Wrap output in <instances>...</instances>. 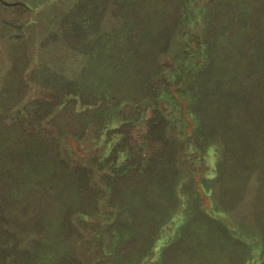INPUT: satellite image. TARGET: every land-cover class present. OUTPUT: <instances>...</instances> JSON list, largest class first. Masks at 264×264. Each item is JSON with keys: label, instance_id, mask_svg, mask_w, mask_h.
I'll use <instances>...</instances> for the list:
<instances>
[{"label": "trees", "instance_id": "16d2710c", "mask_svg": "<svg viewBox=\"0 0 264 264\" xmlns=\"http://www.w3.org/2000/svg\"><path fill=\"white\" fill-rule=\"evenodd\" d=\"M33 11L51 28L40 38L44 48L53 39L59 51L83 59L74 78L51 70L47 62L41 70L27 69L31 59L18 32L24 35ZM2 40L8 57L0 58V175L13 163L20 168L18 180L12 174L5 181L14 196L0 194V209L28 199L22 218L35 215L31 225L43 218L45 228L23 222L20 230L29 234L23 248L0 236V264H86L89 253L95 259L91 264H138L147 255L130 256L132 262L127 254L105 255L103 236L114 234L105 240L117 247L128 233L171 225V197L181 178L174 161L178 150L188 149L204 158L201 186L214 212H204V220L185 212L174 226L173 240L184 238L180 231L188 227L190 241L185 238L182 245L195 248L203 241L208 250L197 249L206 264H228L231 250L225 244L242 250L237 264H264V0H0ZM34 75H42L36 78L41 86L57 90L48 95L59 102L20 104ZM59 113L77 118L78 134L89 131L86 136L97 150L89 154L96 160L92 166H73L58 156L64 153L60 148L47 150L44 124H57ZM134 126L142 128L136 146L128 142ZM66 133L58 129L60 139ZM58 136L51 139L57 142ZM60 175L71 176L64 179L73 181L77 195L78 184L85 181L87 188L93 185L95 199L111 194L110 201L120 203L108 204L115 219L97 224L98 232L85 243L84 259L67 245L69 232L79 235L76 221L67 218L71 231L61 223L64 215L78 217L74 208L67 212L77 196L64 197L58 189L49 197L39 191L49 190L46 182L53 176L65 185ZM117 179L121 192L113 196ZM250 180L253 210H260L249 222L231 211ZM24 191L38 192L45 201L23 197ZM152 194L157 197L151 199ZM187 204L192 205L190 199ZM194 226L203 230L196 232ZM211 250L216 261L209 259ZM163 253L148 264H160Z\"/></svg>", "mask_w": 264, "mask_h": 264}, {"label": "rangeland", "instance_id": "374dc122", "mask_svg": "<svg viewBox=\"0 0 264 264\" xmlns=\"http://www.w3.org/2000/svg\"><path fill=\"white\" fill-rule=\"evenodd\" d=\"M32 13L33 14L30 15L31 16L30 18H26L32 21L28 22V24L26 25V28L24 29L25 33H23L24 35H22V32H18V36H20V38L18 37L19 43L26 45L25 47L28 53V57H30L31 59V63L29 67H27V69L35 70V67L37 68L39 67L38 70H41L43 63L47 62V64L49 65L48 67H50L51 70H54L56 72L61 71V73H64L66 77L74 78L75 74H77L80 71L81 67L84 66V61L81 62L83 59L78 56L71 55L69 52L59 51L60 48L58 46V42H55L53 39L52 42L51 43L49 42L48 46L44 48L43 47L44 45H41L42 40H40V38H42V36L45 34L47 35L51 28H49L43 20L41 21L37 17V14L34 11ZM5 52H6L5 41L2 40L0 41V58L3 56L8 57L5 54ZM41 76L42 75L30 76V78L27 80V82L29 83L28 87L26 88L23 97L19 101L20 104L24 105L25 103L31 105L37 103V101H40V99L42 100L45 99L47 101L49 100L48 101L49 104L50 102L53 103L59 102L57 96H55L52 99L48 95L51 91L57 92L55 88H50L51 86L47 88L44 87V85L41 86L40 82L36 80V78H39ZM45 94H47L48 97ZM78 107L80 106L78 105ZM88 112L89 111H86V113ZM76 120L77 118H73L72 116L70 117L69 115L64 116L59 113V119H58L59 122H57V124L52 123V125L47 124V126L46 124H44L43 133L45 134V136L50 137L48 139L50 143L48 144L47 150L57 151L58 148H60V151L64 153L61 155H59L58 153V156L60 157L63 155L66 158L64 160L66 161L67 159L70 160V164H73V166L75 164H79L78 162H82V163L85 162L86 166L90 167L93 164L92 162L96 160L94 158L91 160L89 154H91L93 151L95 154L97 150L91 145L89 136L88 137L86 136L88 135L89 131L88 132L84 131L81 135L78 134L77 131L80 126V123ZM58 123L60 127L58 126ZM84 126L86 127V124H84ZM87 127L89 128L90 126L88 125ZM59 128H63L67 131L63 139H60V137L58 136ZM138 129L141 130L142 128L140 126L137 127L134 126L132 131H130L129 134L131 138L128 141L129 144H134L136 146V144L138 143L137 141L139 135ZM55 135L58 136L56 137V140L59 143L51 139ZM209 157L213 158V154H210ZM202 159L204 158L198 157L195 154V151H190L189 149L178 150V156L177 159L174 161V164L178 174L180 175L179 178L180 177L181 178L176 185L174 194L171 197L173 198V205L175 207V212L173 214L172 220L167 222L171 225L164 224L161 227L157 226V228L148 227V229L147 230L145 229V231L139 229L136 235L134 233L132 234L128 233L129 239L124 241V243H122L121 245H117V247H114L112 244L110 245V243L108 242L106 243L107 238L111 241L112 235L114 236V234L110 233V231H107L106 234L107 236H103V241H102L104 246L103 249L104 254L107 256L108 254L114 252H117L118 254L121 255L127 254L130 262H132L133 260L131 259V257L137 256L138 254H145L147 256L146 257L144 256L145 258L141 257L142 258L141 262H139L138 264H148L150 263V261L152 260V258L156 253L160 254L161 250L162 251L164 250L163 259L160 262V264H206L205 263L206 261H203L199 256V251L197 249L200 248L202 252V249L204 248V242L202 241V243H198L195 248L194 247L188 248L189 245L187 246L186 244L188 241H190V235H191L190 234L188 236V234L190 233L189 231L190 229H188V227H185L182 229V231H180V234H182L184 238L180 236L178 237L177 240L175 239L173 240L174 226L176 223H180V221L184 219L183 214L185 212L188 213L192 212L194 218L203 217L202 220L205 219L204 212L213 215L214 211H212V206L214 203L209 201L208 199L209 197L205 193L206 190H204L203 187L201 186V180H203L205 173L207 171L206 167L203 164H201ZM205 159L209 161L207 156L205 157ZM64 160L61 161V165L63 164ZM11 166L12 167L7 169L8 171H6V173L0 175V194L3 193V195L9 198H12L14 194H12L11 193L12 191L6 187L5 181H7L9 175L12 176V174L15 176V179L18 180L17 173L19 172V168H20L18 163H13V165ZM59 169L61 168H58V170ZM58 172L63 175L62 170ZM61 178L64 180L65 185L59 186L58 180H56L53 176L52 177L53 181H51V183L47 181L48 179L46 180L47 181L46 184L49 186V190L46 191L39 190V191L44 196H46L45 194H48L49 197L50 196L53 197L55 193L58 192V189L59 191L61 190V192H63L64 197L67 195V193H68V197L73 195L77 196V199L75 198L77 202H75L74 205L70 207V209H68L67 212H70V210L74 208L78 217H76L75 215L66 217V215H64L63 217L64 219L62 218L61 223L64 229L70 230L71 227L69 226L70 223L68 222V220L70 219L72 222L76 221L73 223V225L78 230L79 235L77 236L76 234L69 232L70 235L68 236L69 238H67L68 239L67 245L69 246L71 245L73 247V248L71 247L69 248L70 251L71 250L73 251L74 256L79 255L77 259H84L83 257L85 255V248H84L86 245L85 243L89 241V237H92V235H94L93 233L98 232L97 228L100 227V225L96 227L97 224H102V223L106 224L109 219V216L113 217L111 214H108L109 211H113V208L109 207L108 204H112L113 206H115V204H120V203L113 200L110 201L111 194L109 195V194L101 193L100 198L95 199L96 195L92 191L93 185L92 186L90 185L88 189L85 181H82L80 183L78 182L79 184L77 186L78 187L77 188L78 195H77L73 191V188L70 187L73 185V181H69V180L66 181L64 179V178L69 179L71 178V176H65V177L61 176ZM120 180L121 179H117L116 182L114 181L115 185L113 182L114 185L112 191L114 192L113 196H119L117 195V193L121 192L120 190L122 184ZM251 185H253V181L250 180L246 185V188L242 194L240 201L236 203L235 210H233V212L231 211V214H233L234 217L235 215L238 216L237 214H239L240 216H242V218L245 221H249V222L251 221L253 212L254 211L258 212L260 210V208H257V210L255 208L253 210L254 198H253V192L250 187ZM68 187H70V189ZM99 188L100 191L103 190L102 185ZM64 189H66V191H64ZM28 194H30L32 197L34 196L37 197V199L39 198L40 200L38 199V201H42V200L45 201V198H42L44 196H42L40 193L35 191L34 192L24 191V193H22L21 195H23V197L26 196L28 198L27 196ZM149 197L153 199L156 198L157 196L152 194ZM187 199H190L192 205L187 204ZM26 200L28 199L23 198V200L20 199V202L15 203V205L9 204V205H5L4 207L3 204H1L2 209H0L1 210L0 221L2 220L0 225L1 226L0 236H6L7 239L8 238L13 239L12 241L18 244L19 248L21 247L23 248L26 244V241L29 238V234H25L20 230L23 229L21 228L23 227V222L27 224L25 227L31 228L36 226L38 230L45 228L43 218L38 220V225H31V223H34L36 221L35 215L26 213L27 220L22 218V215L20 214V210H22L21 208H24L26 207V205H28V202ZM43 208H45V204L42 205V209ZM113 219H115V217L112 218V221ZM111 223L112 226H116L118 224L115 222L114 223L111 222ZM193 230L199 232L198 230L202 231L203 229L202 227H199V229H197V227L194 226ZM13 232H16V234L14 233L13 235ZM15 235L17 237H15ZM185 238H186V243L184 248L183 247L184 244L182 242L184 241ZM225 246L227 247V249L231 250L228 264L229 263L237 264L239 259V254L243 256L242 250L233 244H225ZM223 248L226 249L225 247L222 246V252L224 251ZM204 249L208 250L207 247H205ZM89 254L92 256L89 257V259L91 258L92 259L89 260V262L86 261V264H91L95 262V259L93 258L94 254L93 253H89ZM209 254H211V256L209 257L210 260L212 259L215 260L217 258V256L214 255L215 250H211ZM158 257L159 256H157V258ZM239 263L244 264L242 260H239ZM224 264H226V262H224ZM248 264L251 263L248 262Z\"/></svg>", "mask_w": 264, "mask_h": 264}]
</instances>
